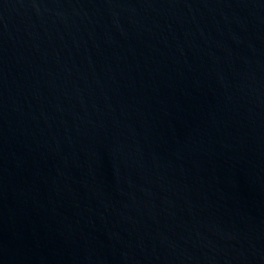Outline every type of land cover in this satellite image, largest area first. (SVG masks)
I'll use <instances>...</instances> for the list:
<instances>
[{"label": "water", "instance_id": "water-1", "mask_svg": "<svg viewBox=\"0 0 264 264\" xmlns=\"http://www.w3.org/2000/svg\"><path fill=\"white\" fill-rule=\"evenodd\" d=\"M0 264H264V0H0Z\"/></svg>", "mask_w": 264, "mask_h": 264}]
</instances>
